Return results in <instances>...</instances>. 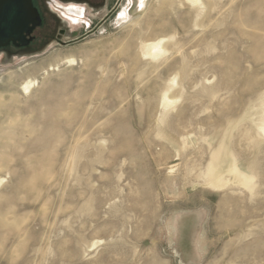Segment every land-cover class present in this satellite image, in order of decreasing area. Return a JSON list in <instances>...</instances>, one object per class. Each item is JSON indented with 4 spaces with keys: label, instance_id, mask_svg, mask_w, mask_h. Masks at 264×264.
<instances>
[{
    "label": "rangeland",
    "instance_id": "obj_1",
    "mask_svg": "<svg viewBox=\"0 0 264 264\" xmlns=\"http://www.w3.org/2000/svg\"><path fill=\"white\" fill-rule=\"evenodd\" d=\"M46 7L0 50V264H264V0Z\"/></svg>",
    "mask_w": 264,
    "mask_h": 264
},
{
    "label": "water",
    "instance_id": "obj_2",
    "mask_svg": "<svg viewBox=\"0 0 264 264\" xmlns=\"http://www.w3.org/2000/svg\"><path fill=\"white\" fill-rule=\"evenodd\" d=\"M42 25V17L33 0H0V50L14 44L29 46L27 35Z\"/></svg>",
    "mask_w": 264,
    "mask_h": 264
},
{
    "label": "bare ground",
    "instance_id": "obj_3",
    "mask_svg": "<svg viewBox=\"0 0 264 264\" xmlns=\"http://www.w3.org/2000/svg\"><path fill=\"white\" fill-rule=\"evenodd\" d=\"M146 0H140L141 4L144 5ZM198 1V0H192ZM69 11H75L77 14L82 15L83 11L82 9H68ZM146 50H148V53H153L154 49L158 47V44L155 43H146V45H143ZM27 88V86H25ZM167 101V100H166ZM165 101V102H166ZM169 102V101H167ZM166 105V104H165ZM261 129L264 130V124L261 126ZM211 164V163H210ZM210 184H212L216 188L224 187L226 185V179L224 178L222 170L219 168V166H212L210 167ZM231 173L235 175V178L237 181L241 184H244L245 186L251 188L253 183V177L247 173H244L241 169L238 168V166L234 165L229 170ZM228 171V172H229ZM209 174V173H208ZM229 181V180H228ZM236 181V180H235ZM212 186V187H213Z\"/></svg>",
    "mask_w": 264,
    "mask_h": 264
},
{
    "label": "flooded vegetation",
    "instance_id": "obj_4",
    "mask_svg": "<svg viewBox=\"0 0 264 264\" xmlns=\"http://www.w3.org/2000/svg\"><path fill=\"white\" fill-rule=\"evenodd\" d=\"M77 1H84L87 4H94L96 3L97 6H102L105 0H77ZM34 5L39 9L41 17H42V25L36 27L30 34L27 35V38L31 39V42L29 46H33L41 37V34L39 33V29L45 28L48 18H47V13H46V0H33ZM57 5L61 8L63 7H68V6H77V5H62L60 2H57ZM79 7V6H77ZM82 11L84 10L82 7H80ZM84 15V12L82 13ZM82 15V16H83ZM81 16V17H82ZM11 47H17L14 44H11L9 48ZM3 49V48H2Z\"/></svg>",
    "mask_w": 264,
    "mask_h": 264
}]
</instances>
